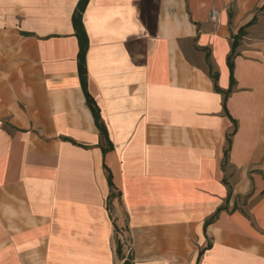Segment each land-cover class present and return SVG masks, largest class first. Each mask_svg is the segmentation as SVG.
<instances>
[{"label":"crops","instance_id":"crops-1","mask_svg":"<svg viewBox=\"0 0 264 264\" xmlns=\"http://www.w3.org/2000/svg\"><path fill=\"white\" fill-rule=\"evenodd\" d=\"M79 1L0 0V264H124L123 215L134 264H264V0H89L106 153Z\"/></svg>","mask_w":264,"mask_h":264},{"label":"trees","instance_id":"trees-1","mask_svg":"<svg viewBox=\"0 0 264 264\" xmlns=\"http://www.w3.org/2000/svg\"><path fill=\"white\" fill-rule=\"evenodd\" d=\"M88 2H89V0H80L79 1L76 9L74 11V14H73L72 22H73V27H74V31H75V36L78 39L79 47H80V51H79V55H78V68H79L80 81H81L82 88H83L84 93H85L87 106L90 109V111L94 117L96 127L100 133V137L102 140V150L104 153H106V152L112 150L113 146L109 140V134H108L107 127L104 124V122L100 116V110H99L98 106L96 105L94 99L91 97V95L89 94V92L87 90L86 53H87V49H88V37H87L86 31L84 29L83 14L86 10ZM263 10H264V8H262V11ZM256 20H257V15L252 20V22H250L248 24L247 28L250 27L251 25H253L256 22ZM245 34H246L245 29H242L237 36L232 37V39H233L232 50H231V53L228 57V64H229L230 69H231V86H230V89L228 91H223L219 87V85H218L219 72L214 67V65L212 64V62L210 60L211 53L209 52V50H203L205 52V59H206V63L208 66L207 74L214 84V90L217 93L224 95L225 102L227 101V98L229 97V95L233 91V87H234L233 59L236 56V50L239 46V41L241 40V38L243 36H245ZM233 134L234 133H232V135ZM227 141H228V145L230 146V143H231L230 137H228ZM228 152H229V147L225 151V157H224V160L222 162V169L224 171H226L227 166H228ZM108 180H109L110 186L113 188V184L111 181V175L108 176ZM223 182L228 187V190H229V196L228 197H230L232 194V188H231V185H230L227 177L223 180ZM111 197H114L113 193H112ZM224 209H225V207H221L220 209H218L216 214L210 220H208L205 223V227H204L205 232H206L207 227L212 223V221L215 219V217ZM234 209H236V208H234ZM121 252H122V245H121V243L118 242L116 253L119 256V255H121ZM130 263L134 264V261L131 259H127V261H125L124 264H130Z\"/></svg>","mask_w":264,"mask_h":264},{"label":"rangeland","instance_id":"rangeland-1","mask_svg":"<svg viewBox=\"0 0 264 264\" xmlns=\"http://www.w3.org/2000/svg\"><path fill=\"white\" fill-rule=\"evenodd\" d=\"M227 172H233V171L230 167H227ZM108 205H109V210H110V215L112 217V220H114L115 222L118 221L116 208H114L111 203ZM118 242L121 243L122 245L121 255L117 256L118 262L122 263L124 261L125 263L127 259L133 260V256L131 254L132 253L131 252V238H130V234L128 231V219H127V216L125 215L122 216L121 224L117 225L115 228L114 239H113L115 250L117 249Z\"/></svg>","mask_w":264,"mask_h":264},{"label":"built area","instance_id":"built-area-1","mask_svg":"<svg viewBox=\"0 0 264 264\" xmlns=\"http://www.w3.org/2000/svg\"><path fill=\"white\" fill-rule=\"evenodd\" d=\"M212 20H215L216 19V17H217V12L216 11H214V12H212Z\"/></svg>","mask_w":264,"mask_h":264}]
</instances>
